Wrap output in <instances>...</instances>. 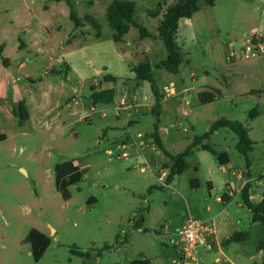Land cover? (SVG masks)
I'll return each mask as SVG.
<instances>
[{
	"label": "rangeland",
	"instance_id": "374dc122",
	"mask_svg": "<svg viewBox=\"0 0 264 264\" xmlns=\"http://www.w3.org/2000/svg\"><path fill=\"white\" fill-rule=\"evenodd\" d=\"M113 1L72 0L83 22L75 27L67 0H0V264H131L142 257L171 264L183 246L178 229L189 218L213 224L219 236L248 232L233 248L260 264L259 223L239 194L221 198L246 182L254 203L264 194V0H199V10L179 21L178 74L157 67L168 56L159 20L177 0H128L153 37L141 38L132 25L119 42L107 18ZM86 17L100 24V37ZM146 58L160 93L158 133L167 154L152 136L151 85L131 70ZM107 74L116 81L106 82ZM166 87L175 92L168 96ZM93 88L114 89L113 101L95 103ZM208 90L217 98L203 103ZM23 101L30 113L24 121ZM221 118L248 130V156L238 150L236 133L221 128L209 143L228 153L229 164L193 148L187 169L167 184L163 165ZM66 161L84 171L68 200L55 185V167ZM32 229L51 239L39 261L27 239ZM199 256L203 264L225 262L207 245Z\"/></svg>",
	"mask_w": 264,
	"mask_h": 264
},
{
	"label": "trees",
	"instance_id": "16d2710c",
	"mask_svg": "<svg viewBox=\"0 0 264 264\" xmlns=\"http://www.w3.org/2000/svg\"><path fill=\"white\" fill-rule=\"evenodd\" d=\"M70 6V16L75 23V27H80L83 22L80 17H78L77 12L72 4V0H67ZM208 4L214 5L215 0H205ZM161 4L158 5L155 11H152V16H159L161 12ZM199 10V0H177L173 4L167 6L162 18L159 20L158 34L163 40L168 56L165 60L157 64V67L164 68L172 74H178L180 67L183 62L182 52L180 47L177 45L176 36L179 29V21L183 18H191L194 13ZM137 4L134 1L128 0H114L108 7L107 18L110 26L115 30L114 39L119 42L127 35L130 31L131 26H135L140 31L141 38L153 37L151 33L142 23H140L136 17ZM88 21L98 30L96 37L101 36V26L94 19L86 17ZM134 72L135 77L139 81L149 82L151 85V90L155 97V105L152 108V113L157 116V122L155 124V130L152 136L159 148L164 150L162 140L158 133V125L160 123V112H161V101L160 93L157 88V83L153 77L152 63L146 58L137 65L131 67ZM117 77L107 74L105 76V81L115 82ZM115 90L112 88L101 89L99 91L93 88L91 93V98L95 103H111L114 99ZM218 95V94H217ZM217 95L215 91L208 90L201 93V100L203 103L213 102ZM254 111L251 112V114ZM18 114L21 116L22 121L27 120L29 116L28 108L26 103L23 101L19 105ZM86 120H89L86 118ZM221 128H229L236 133L238 136V150L244 155L248 156V153L253 149L254 142L251 140L248 134V130L238 121L229 120L226 118H221L215 121L207 132L203 135L197 136L191 146L186 149L183 153L177 156H171V164H164L163 169L169 170V174L166 177V183L170 184L173 182L176 175L182 174L188 167L187 157L192 153L193 148H201L203 150L212 152L217 155L218 160L221 165L225 166L229 164L230 157L227 152L218 153L213 147L209 140L212 136ZM164 152L167 154L166 150ZM84 176V171L81 170L74 161H66L56 165L55 167V185L56 189L63 195L65 200L70 199L71 194L69 192V187L77 184L81 181ZM211 187V183H209ZM240 197L242 198L244 204L253 213V222L259 223L260 228H258L257 234L263 235L258 242V250H263L264 252V194L259 203H254L251 199V185L249 182L244 183L240 192ZM230 196L225 193L222 196L223 201H229ZM144 219L141 217L136 225L141 227ZM250 238L248 232L238 231L232 236L226 239L225 244L246 242ZM28 241L31 244L32 254L35 260L39 261L48 247L50 246L51 239L45 233L38 229H32L28 234ZM81 256H89L90 253H83L81 251H75ZM131 264H152L151 260L148 258H137L131 262ZM264 264V262L262 263Z\"/></svg>",
	"mask_w": 264,
	"mask_h": 264
},
{
	"label": "built area",
	"instance_id": "2783aa9c",
	"mask_svg": "<svg viewBox=\"0 0 264 264\" xmlns=\"http://www.w3.org/2000/svg\"><path fill=\"white\" fill-rule=\"evenodd\" d=\"M255 48V45H249L248 52L254 51ZM259 49L264 52V46H259ZM248 52L246 54L247 57L249 56ZM165 92L168 96H171L175 90L173 87H166ZM178 233L183 240V246L180 250L179 258L173 264H202L199 249L208 245L209 238L214 233V225L207 221L189 218L178 229Z\"/></svg>",
	"mask_w": 264,
	"mask_h": 264
},
{
	"label": "crops",
	"instance_id": "0c3cea01",
	"mask_svg": "<svg viewBox=\"0 0 264 264\" xmlns=\"http://www.w3.org/2000/svg\"><path fill=\"white\" fill-rule=\"evenodd\" d=\"M1 100L3 101V99H1ZM7 111H8V113L11 112L14 116H17L16 113L14 112V109L8 108ZM29 116H30V113H29ZM3 137H4V135H3ZM164 174H166V173H164ZM240 190L234 191V190H231L229 187L228 188V194L230 196L229 199L231 200L234 195L239 194ZM218 199L220 200V198H218ZM221 201H223V200L221 199ZM229 201H223V202H229ZM236 232H238V231H236ZM217 233H218L217 230L214 228V233L209 238V243L207 245V248L208 249L214 248L215 250H217V249L220 250V252L224 255V260H225L224 264H251L250 262L255 259L254 256H251V255L247 254L246 252L241 253V251H239L238 249L234 250L233 245L236 243L225 244L226 239H228L230 236H232L235 232L232 234L224 232V234L220 235V236ZM239 243L244 244L245 242H239ZM221 247H223V248H221ZM230 250H234V252L232 254H229ZM257 250H258V248H257ZM258 251H259V256H257L256 258H259V260H260L259 262H260V264H262L264 262V252H263V250H258ZM179 252L180 251H178V253ZM142 258H144V257H142ZM178 258H179V256H178ZM178 258H173L171 261V264H173L174 261H176ZM221 261L222 260L219 257H217L215 260V262H221ZM151 263L153 264L152 260H151Z\"/></svg>",
	"mask_w": 264,
	"mask_h": 264
}]
</instances>
